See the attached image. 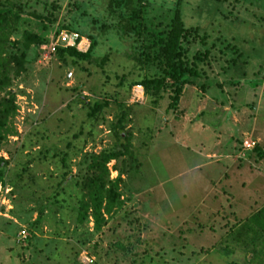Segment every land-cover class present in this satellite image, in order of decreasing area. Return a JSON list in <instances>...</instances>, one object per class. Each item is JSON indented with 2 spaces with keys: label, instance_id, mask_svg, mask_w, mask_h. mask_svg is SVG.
I'll return each mask as SVG.
<instances>
[{
  "label": "rangeland",
  "instance_id": "1",
  "mask_svg": "<svg viewBox=\"0 0 264 264\" xmlns=\"http://www.w3.org/2000/svg\"><path fill=\"white\" fill-rule=\"evenodd\" d=\"M0 1L20 8L19 31L46 43L69 16L96 40V62L63 63L44 43L31 47L12 79L0 264H264V233L244 228L264 207V156L241 155L243 140L264 148V0H180L184 26L207 37L188 57L209 53L175 110L167 93L153 104L140 85L127 88L144 69L125 56L132 39L101 25L109 22L104 0ZM149 2L146 16L167 21L174 0ZM94 102L105 105L88 116ZM123 146L104 168L89 166ZM98 174L105 187L117 179L119 198L95 228L91 217L77 220L83 190L74 181Z\"/></svg>",
  "mask_w": 264,
  "mask_h": 264
},
{
  "label": "trees",
  "instance_id": "2",
  "mask_svg": "<svg viewBox=\"0 0 264 264\" xmlns=\"http://www.w3.org/2000/svg\"><path fill=\"white\" fill-rule=\"evenodd\" d=\"M102 1V0H99ZM105 13L107 15V24L101 25L107 30H112L120 37L132 39L130 52L125 56L133 61L134 67L144 69L140 78H135L126 83L127 88L133 85H140L143 93L150 98L151 103H155L167 93V108L175 110L185 84H191L198 76V63L203 62L209 53L208 48L202 52L198 49L188 57V49L199 42L200 45H206L207 37L205 34H199L196 27H186L180 16L179 2L174 0L166 16L167 21L155 19L146 16V8L150 6L149 0H104ZM14 5V4H13ZM13 5L6 6L0 1V148L6 140L7 133H13V127L10 125V119L15 113V104L13 103L14 94L10 88L12 79L25 71L27 63L28 50L38 47L45 43L42 35L23 29L19 31V25L25 24L23 18L19 16L18 7ZM16 5V4H15ZM165 19V17H163ZM67 30H75L80 35L85 34L89 40L86 51L81 52L74 47H56L53 55L61 62L67 59L76 64L80 61H95L91 56L92 48L96 40L92 34L84 33L77 27V20L74 16H69L61 25ZM60 28L55 30L58 32ZM21 34V39H11V36ZM108 59L105 54L100 59L101 64ZM96 62V61H95ZM94 62V63H95ZM139 75V74H137ZM125 80V74L119 76V83ZM105 105L104 102H94L90 106L88 116H93L99 112ZM115 127V124L112 126ZM122 128V124L117 125ZM258 157L264 156V148L257 144L251 149ZM126 149L115 148L113 150H102L97 159L90 163V167L104 165L107 161L117 159L124 154ZM247 155V154H246ZM64 162V155L60 158ZM6 160L0 156V168ZM65 172L62 173V176ZM118 177L123 172L117 169ZM1 175V169H0ZM116 179V178H115ZM116 179V180H117ZM116 180L110 182V186L105 187L101 175L95 177H86L78 182L74 181L83 190L76 199V217L79 222L91 217L93 226L97 228L102 220V212L110 214L113 207L118 203L119 194L116 190ZM65 201L61 198V201ZM39 220V215L34 219V224ZM244 224L252 229L253 235L264 233V207L254 212Z\"/></svg>",
  "mask_w": 264,
  "mask_h": 264
},
{
  "label": "built area",
  "instance_id": "3",
  "mask_svg": "<svg viewBox=\"0 0 264 264\" xmlns=\"http://www.w3.org/2000/svg\"><path fill=\"white\" fill-rule=\"evenodd\" d=\"M89 40L83 38L74 30L60 29L58 32H53L48 42L41 45V50H47V55H51L56 47H74L76 50L84 52L88 48ZM139 86V85H138ZM141 89V88H140ZM136 91V90H135ZM241 155L255 146V142L251 139L243 140Z\"/></svg>",
  "mask_w": 264,
  "mask_h": 264
},
{
  "label": "bare ground",
  "instance_id": "4",
  "mask_svg": "<svg viewBox=\"0 0 264 264\" xmlns=\"http://www.w3.org/2000/svg\"><path fill=\"white\" fill-rule=\"evenodd\" d=\"M137 87H139V86H137Z\"/></svg>",
  "mask_w": 264,
  "mask_h": 264
}]
</instances>
